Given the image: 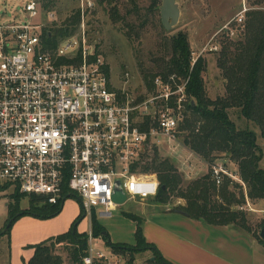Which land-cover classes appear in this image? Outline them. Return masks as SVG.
<instances>
[{
	"label": "built area",
	"instance_id": "obj_1",
	"mask_svg": "<svg viewBox=\"0 0 264 264\" xmlns=\"http://www.w3.org/2000/svg\"><path fill=\"white\" fill-rule=\"evenodd\" d=\"M91 4L79 0V36L54 50L41 38L39 0H25L21 13L0 22V181L51 204L79 199L87 220L81 263L120 264L109 247L93 246L92 213L110 216L119 205L112 199L116 179L125 201L157 194L156 174L134 167L157 137L175 138L184 118L186 79L172 73L163 82L156 76L152 93L138 101L113 88L103 57L86 41L84 19ZM47 18L52 21L54 14ZM143 117L148 127L141 126ZM222 174L233 179L213 163L216 185Z\"/></svg>",
	"mask_w": 264,
	"mask_h": 264
},
{
	"label": "trees",
	"instance_id": "obj_2",
	"mask_svg": "<svg viewBox=\"0 0 264 264\" xmlns=\"http://www.w3.org/2000/svg\"><path fill=\"white\" fill-rule=\"evenodd\" d=\"M39 1L43 8L53 4V0ZM159 1L149 0L148 8H155ZM241 21L242 40L228 41L224 48L229 49L233 45L232 52H221L223 56L221 69L224 70L226 78L224 94L215 98L207 96L202 81L205 61L199 56L190 62L185 32L179 31L168 37V57L161 59L160 66L157 67L159 71H142L146 84H150L156 76L166 82L172 73L177 75L178 80L186 79L184 118L179 121L174 133L185 149L190 150L209 166L207 171L183 184L173 160L159 157L156 145L151 147L150 155L146 152L143 154L134 169L138 172L156 174L159 181L157 194L154 196L156 200L164 203L170 198L180 197L185 202L182 206H176L175 210L185 216L213 225H228L258 240L256 234L254 235L246 225L245 213L235 206L244 203L240 185L224 174L221 175L219 185H215L210 175L211 165L218 157L224 156L235 165L234 172L244 186L246 197L249 200L264 199V170L259 165L262 154L256 145L254 132L246 128H237L226 112L229 107H238L240 115L257 126L259 135L264 140V9L245 10ZM79 22L80 12L75 9L61 23L44 25L41 38L45 46L51 50L56 49L60 39L73 35ZM105 68L109 76L107 64ZM143 119L145 121L140 123L141 126L148 127L149 119L147 117ZM153 126H156V120ZM18 195L15 194L14 198L9 195L12 200L7 203V218L0 229V236L3 234L9 236L12 224L20 215L27 214L46 219L57 215L62 209L63 203L51 204L42 196L35 194L36 198L33 196L29 198V201H32L30 208L18 209L13 201H18ZM35 201L41 202L35 204ZM122 214L136 222L134 244L110 242L107 231L92 213L93 237H102L106 246L113 252L126 255L128 262L133 259L135 253L151 249L156 263L172 264L160 255L154 245L146 242L141 229L143 218L127 211ZM83 218V212L79 210L77 217L63 233L27 245L26 247L33 248V252L25 264H83L81 257L87 249V235L85 231H77V226ZM258 226L264 229L263 221H260ZM63 242L67 252L66 261L55 248V243Z\"/></svg>",
	"mask_w": 264,
	"mask_h": 264
},
{
	"label": "rangeland",
	"instance_id": "obj_3",
	"mask_svg": "<svg viewBox=\"0 0 264 264\" xmlns=\"http://www.w3.org/2000/svg\"><path fill=\"white\" fill-rule=\"evenodd\" d=\"M25 0H0V22L9 21L13 16L21 13V7ZM91 7L86 12L84 19L86 41L88 44L95 45L103 61L109 67L111 86L116 90L124 91L135 100H141L153 91V80L146 84L142 71H159L162 58L168 57V37L177 32H185V38L188 42L189 60L192 63L197 57L204 59V71L202 72V81L205 92L209 98H215L217 95L224 94L225 77L222 51L232 52L234 46L224 48L229 41L242 40L243 28L241 20L245 10L249 8L264 9V0H176L180 8V15L176 24L170 28L164 29L160 23L159 1L158 6L149 9V0H91ZM79 0H53V4L48 8L41 6V15L39 22L43 25L52 26L61 23L75 9L78 8ZM52 12L54 19L48 21L47 14ZM238 18H240L238 20ZM80 33V26L76 29L70 38H77ZM229 58V56H228ZM154 79V77H153ZM151 86V87H150ZM227 116L234 122L237 128H246L254 132L256 145L261 149L262 157L259 161L260 167L264 170V140L260 137L257 126L250 120H246L239 113V108L232 106L226 109ZM155 145L159 157H168L173 160L181 176L183 184L189 179L196 178L206 172L208 165L201 164V160L183 149L178 136L171 140L157 137ZM152 152L149 151L147 155ZM203 162V161H202ZM214 163L222 164L225 171L232 178L227 176L233 182L235 181L241 187L244 195V203L235 205L245 213L246 225L250 231L257 236L258 242L264 248V242L258 237L260 221L264 224V202L251 199L244 194V186L234 172V166L224 156L218 157ZM205 164V165H204ZM211 170V167H210ZM0 229L6 220L7 209L4 201L10 202V196L13 198L18 195L16 203L18 209H28L31 206L29 201L33 194H25L17 184L9 181H0ZM216 185V184H215ZM264 201V199H262ZM41 201H35L39 204ZM184 199L180 197L170 198L162 203L151 197L141 201L127 200L119 204L111 211L110 216H98L97 220L110 219L115 215H122L121 212L131 210L138 213L142 208L146 211L151 209H172L176 206H182ZM67 212H76L82 210L79 199L70 197L65 201ZM87 227V220H82L78 226V232H84ZM82 230V231H81ZM255 240V239H254ZM94 247L105 251L106 246L102 237L94 239ZM63 243H55L56 252L66 261L67 252ZM7 237L0 238V264H7L6 255ZM120 264H130L135 258L127 261L126 255H120ZM143 256H141V259ZM128 262V263H127Z\"/></svg>",
	"mask_w": 264,
	"mask_h": 264
},
{
	"label": "crops",
	"instance_id": "obj_4",
	"mask_svg": "<svg viewBox=\"0 0 264 264\" xmlns=\"http://www.w3.org/2000/svg\"><path fill=\"white\" fill-rule=\"evenodd\" d=\"M185 150L193 154L187 148ZM202 161L201 164L204 163ZM258 201L264 202L262 199ZM7 203L5 200L6 209ZM77 214L67 212L63 202L61 211L53 217L18 216L9 230V236L1 235L7 237V264H25L33 252V248L27 245L63 233ZM133 214L143 218L141 229L146 242L154 245L160 255L172 264H264V248L260 242L231 226L201 222L175 208L148 211L142 208ZM99 223L107 231L110 242L134 244L136 222L130 217L118 214ZM151 258H154L152 250L144 249L135 254L130 264H158Z\"/></svg>",
	"mask_w": 264,
	"mask_h": 264
},
{
	"label": "water",
	"instance_id": "obj_5",
	"mask_svg": "<svg viewBox=\"0 0 264 264\" xmlns=\"http://www.w3.org/2000/svg\"><path fill=\"white\" fill-rule=\"evenodd\" d=\"M160 10V23L164 29L174 26L180 15V8L176 0H161L159 5ZM116 186L114 188L112 199H114L118 204L125 202V194L122 191L120 182L118 179L115 180ZM258 237L264 241V229L260 228L258 232ZM154 258H151L153 260Z\"/></svg>",
	"mask_w": 264,
	"mask_h": 264
}]
</instances>
